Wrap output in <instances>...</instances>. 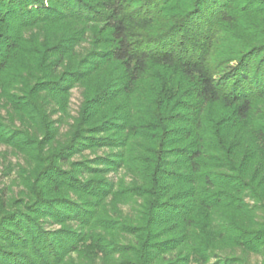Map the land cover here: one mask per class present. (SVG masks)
Returning <instances> with one entry per match:
<instances>
[{
  "label": "trees",
  "instance_id": "1",
  "mask_svg": "<svg viewBox=\"0 0 264 264\" xmlns=\"http://www.w3.org/2000/svg\"><path fill=\"white\" fill-rule=\"evenodd\" d=\"M0 145V264L264 256V0H0Z\"/></svg>",
  "mask_w": 264,
  "mask_h": 264
},
{
  "label": "rangeland",
  "instance_id": "2",
  "mask_svg": "<svg viewBox=\"0 0 264 264\" xmlns=\"http://www.w3.org/2000/svg\"><path fill=\"white\" fill-rule=\"evenodd\" d=\"M80 88H74L70 92L69 99V115L71 117L76 116V112L81 103ZM1 116H5L4 112H1ZM52 120L58 122L57 126L59 127L60 133H64L67 130V124L64 122V119H60L59 114L51 115ZM72 121L69 120V124ZM102 152L98 151L97 154L100 155ZM89 158H93L94 155L87 153ZM27 170V166L24 160V157L13 152L10 148L0 145V200L7 201L9 198H18L23 191V188L20 184V173H24ZM110 178H113V175H109ZM116 179V177H115ZM5 199V200H4ZM124 212L127 211V208H122ZM237 256L242 257L246 260L245 264H264V256L257 255H246L243 256L239 252L236 253Z\"/></svg>",
  "mask_w": 264,
  "mask_h": 264
}]
</instances>
